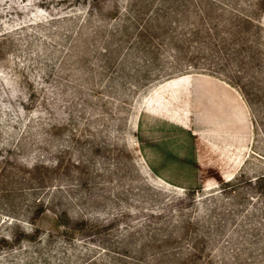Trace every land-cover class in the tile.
Segmentation results:
<instances>
[{
	"label": "rangeland",
	"instance_id": "rangeland-1",
	"mask_svg": "<svg viewBox=\"0 0 264 264\" xmlns=\"http://www.w3.org/2000/svg\"><path fill=\"white\" fill-rule=\"evenodd\" d=\"M0 264H264V0H0Z\"/></svg>",
	"mask_w": 264,
	"mask_h": 264
},
{
	"label": "trees",
	"instance_id": "trees-1",
	"mask_svg": "<svg viewBox=\"0 0 264 264\" xmlns=\"http://www.w3.org/2000/svg\"><path fill=\"white\" fill-rule=\"evenodd\" d=\"M48 15H49L50 18H53V16H51L50 14H48ZM40 19H42V18H40ZM45 20H49L48 16H46Z\"/></svg>",
	"mask_w": 264,
	"mask_h": 264
},
{
	"label": "bare ground",
	"instance_id": "bare-ground-1",
	"mask_svg": "<svg viewBox=\"0 0 264 264\" xmlns=\"http://www.w3.org/2000/svg\"><path fill=\"white\" fill-rule=\"evenodd\" d=\"M233 177H234V176H233ZM233 177H232V178H233Z\"/></svg>",
	"mask_w": 264,
	"mask_h": 264
}]
</instances>
